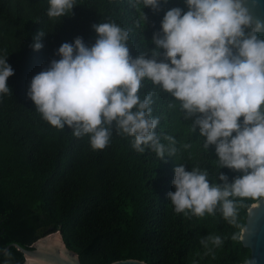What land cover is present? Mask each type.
I'll use <instances>...</instances> for the list:
<instances>
[{
    "label": "trees",
    "instance_id": "trees-1",
    "mask_svg": "<svg viewBox=\"0 0 264 264\" xmlns=\"http://www.w3.org/2000/svg\"><path fill=\"white\" fill-rule=\"evenodd\" d=\"M172 7L187 11L184 0L162 2L157 12L136 0H74L67 16L49 18L48 0H0V58L7 56L14 71L7 79L11 93L0 94V264L23 262L12 245L2 252L6 245L27 249L56 230L80 264L127 258L148 264H239L248 259L238 236L253 200L238 203L237 224L230 225L218 211L202 218L177 214L167 198L175 191L171 181L180 164L186 171L207 169L209 181L220 183L214 146L204 149V138L182 119L178 102L169 107L167 93L158 91L152 104L153 116L160 117L155 131L161 143L168 144L164 135L176 140V154L163 159L147 147L137 152L130 137L115 131L107 147L93 150L88 136L77 138L67 127L50 126L26 95L31 79L60 59L55 53L62 43L76 37L88 47L95 43L93 24L112 21L128 30L135 58L154 47L151 37ZM41 31L45 34L37 39ZM36 42L42 44L39 50H33ZM150 89L151 82L144 81L141 98ZM219 171L229 182L241 175L226 167ZM209 234L223 243L209 245L212 253L205 255L198 238Z\"/></svg>",
    "mask_w": 264,
    "mask_h": 264
},
{
    "label": "clouds",
    "instance_id": "clouds-1",
    "mask_svg": "<svg viewBox=\"0 0 264 264\" xmlns=\"http://www.w3.org/2000/svg\"><path fill=\"white\" fill-rule=\"evenodd\" d=\"M162 2L167 0H136L153 12ZM184 3L187 11L165 12L150 40L154 47L135 58L128 30L112 21L93 24L95 43L88 47L81 37L62 43L55 53L60 59L31 79L26 95L50 126L88 136L93 150L107 147L115 131L130 137L137 152L147 147L163 159L176 154V140L164 135L168 144L161 143L155 131L160 117L153 116L152 104L158 91L167 93L169 107L178 102L182 119L204 138V149L214 146L220 181L210 182L207 169L199 166L186 171L177 165L175 191L166 194L174 212L202 218L218 211L236 225L240 201L264 199V22L254 20L245 0ZM73 6L74 0H48L47 16H67ZM32 47L39 50L42 44ZM6 57L0 58V94L11 93L7 79L14 71ZM146 80L152 89L141 98ZM225 167L241 175L229 182L219 171ZM198 239L205 255L212 253L209 245L223 243L213 234Z\"/></svg>",
    "mask_w": 264,
    "mask_h": 264
},
{
    "label": "water",
    "instance_id": "water-1",
    "mask_svg": "<svg viewBox=\"0 0 264 264\" xmlns=\"http://www.w3.org/2000/svg\"><path fill=\"white\" fill-rule=\"evenodd\" d=\"M245 4L254 20L264 22V0H245ZM238 240L249 250L248 259L239 264H264V199L259 202L253 201L246 209ZM11 245L22 253V264H80L77 254L65 246L58 230L36 238L27 249L11 243L6 245L2 252ZM108 264L148 263L127 258Z\"/></svg>",
    "mask_w": 264,
    "mask_h": 264
}]
</instances>
